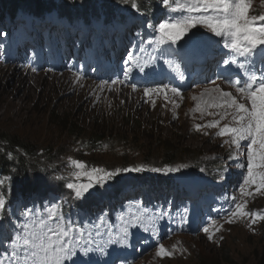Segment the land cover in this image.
Listing matches in <instances>:
<instances>
[{
    "label": "rangeland",
    "instance_id": "obj_1",
    "mask_svg": "<svg viewBox=\"0 0 264 264\" xmlns=\"http://www.w3.org/2000/svg\"><path fill=\"white\" fill-rule=\"evenodd\" d=\"M20 1L18 0V2ZM53 1L65 6L69 11L72 9L74 12L89 2V0ZM256 3L261 5L260 14H264V0H253V6ZM3 5L4 0H0V7ZM95 6L100 14V19H103L101 1L95 0ZM116 7L121 12H126L128 9L133 11L136 15L134 25L143 27L147 23V14L139 10L143 14L138 13L132 5L118 3ZM19 21L12 26L5 27V31H2L4 29L0 27V123L9 131L38 140L39 150H43L42 148L45 147L55 153L52 160L42 163V169L48 167L52 172L63 174L64 180H68L67 182H74L70 173L75 169L70 161L72 159L80 160L79 156L83 158L84 155L97 157L98 162H108V166L102 168L108 171L138 165H145L150 169L165 166L176 167L183 164L187 167L173 173L152 172L150 170L121 172L107 183L91 189L90 193L97 190L108 191L113 188L112 186L115 185V180L118 177L130 178V185L125 186V191L114 198L115 202L123 205L132 197H136L138 193L143 196L145 188L149 189L150 186H153L154 181L166 175L178 183L182 179L188 178L189 173L196 171L203 175L209 173L208 180L210 182L222 181L226 185L222 187V189L225 187L223 191L226 195L230 196L231 193L232 197H237L242 203L246 199L247 211L264 214V194L240 198L239 185L243 182L246 169H241L238 164L245 161V150L241 148L237 152L234 146L225 143L230 138L217 136L218 128L202 127L200 130L196 129L197 124L207 125L213 120L220 119L219 115H208L209 112L220 113L224 111L223 109L207 107V104L213 101L208 95L201 96L205 91L204 89L191 92L180 91V96H176L168 89L165 92L145 96L144 90L148 88L147 86H141L142 91L140 89L135 90L128 85L117 84L120 88L102 90L86 75L78 80V76L63 66V61L57 60L53 54H50L47 65L38 64L36 62L38 59L37 50L28 48L35 46V44H31L34 41L26 43L25 33H20L17 37L23 48L15 45L13 43L14 32H25L24 23ZM19 25L20 27L17 29ZM29 25L34 29L37 26L35 22H31ZM49 27L50 30H41L33 36H40L42 44L51 47V42H53L51 36L58 38L61 33L58 34V31L53 29L56 28L55 25ZM95 28V35L87 33L89 40L96 41L98 39V34L101 33L99 24H96ZM7 30H14V32L9 34ZM77 37L78 35L75 34L74 38L77 39ZM4 38H7L9 45H13L14 48L11 51L13 54H15V50L19 53H26L25 48H27V57H29L26 64L27 68L19 61H14V57L12 59L7 58L3 49ZM176 46L184 47L192 55L208 50L217 51V49L210 47V43L201 38H192V42L189 39L184 42L178 41ZM219 47H223L221 50L223 54L220 55L225 57L224 53L228 50L224 49L223 40H221ZM59 52L64 55L67 53V49L61 46ZM122 52V50L112 46L108 50V56L112 53L115 55L126 53L125 51ZM27 57H22V59L26 60ZM108 61L109 58L106 63ZM136 70L137 64L132 61L125 68L128 76L125 77L124 72L118 80L125 83L133 82L136 79ZM213 87L215 86L208 85L205 89ZM156 88H163V86L154 87V89ZM232 93L236 95L235 92ZM194 96L197 97L196 100L193 99ZM197 104L201 105L203 111L195 110ZM86 106L88 113H83V107ZM128 113H133L135 117L142 119L141 131L137 127V122L132 119L127 121L126 115ZM60 115L71 118L78 124L81 123L80 126L87 132L98 128L96 121L105 122L113 126V129L108 130L110 137L104 136L103 139L97 140L99 150L90 151L78 141H70L66 132L58 130L55 116ZM228 120H222L221 126L229 123ZM124 137L130 141L126 142ZM167 138L172 139L170 145L179 151L172 163H168L169 161L164 159L167 152L163 143H159V140ZM234 152L236 155L231 158ZM147 156H149L150 162L147 161ZM214 158H218L223 166L214 168L212 172L197 170L198 167L204 166ZM83 162L86 160L84 159ZM92 162L95 163V161ZM98 168H101L100 163H98ZM138 175L141 177L138 178ZM41 183L47 188L42 190L36 188L28 194L29 198H33L37 202L34 212H29L31 215L35 212L47 214V210L53 204L61 205L64 200L67 201L70 195V189L65 187L59 189L54 179L46 177L44 180L40 178L36 181V185ZM134 183L140 186L135 187L133 186ZM119 184L125 185L126 183L119 181ZM207 189L209 188H205L204 191ZM155 195L158 196V192ZM194 196L197 201L200 200V195L195 193ZM231 198L217 199L218 207L216 210L218 211L216 213L211 211L209 205L203 206L205 211H208V216L206 220L201 218L200 221L196 220L197 210H194L192 206L187 208L184 213L172 211L170 208L158 210L149 205H144L135 210L136 213L144 216L145 222L155 227L148 224L141 226L144 222L142 221L140 225L138 216L130 212L133 207L126 208L125 213L130 212L129 219H127L129 223L120 224V227L122 229L128 225L129 235L125 254L130 256L126 258L124 264H217L219 261V264H257L264 248V221L258 220L255 224H251V218L244 217L228 223V210L233 208ZM195 204L203 205L200 201L195 202ZM109 207L111 209L116 208V204L113 203ZM104 208L107 206L105 205ZM173 209L177 210L176 208ZM70 214L80 216L84 224L89 222L86 214L79 209L74 208ZM156 215H158L157 219L159 220L156 219ZM62 218L71 219L72 217L65 215ZM21 219L26 222L28 218L23 216ZM213 221H215V225H213ZM13 223L8 225L10 236L16 230ZM145 227L149 228V231H145ZM206 227L209 228V233L204 232ZM217 227L219 231H215ZM176 232H182L185 235H174ZM211 233L214 234L212 239H209ZM159 244H163L166 249L173 251V256L170 258L157 257L156 252ZM7 247V243L0 241V258H3L1 252ZM73 258L78 259L79 256L76 255Z\"/></svg>",
    "mask_w": 264,
    "mask_h": 264
},
{
    "label": "snow or ice",
    "instance_id": "obj_2",
    "mask_svg": "<svg viewBox=\"0 0 264 264\" xmlns=\"http://www.w3.org/2000/svg\"><path fill=\"white\" fill-rule=\"evenodd\" d=\"M162 2L175 15L169 16L156 27L159 34L155 41L157 45H175L190 32H192V36L189 37L191 40L196 36L192 30L197 29L198 26L215 37L222 38L224 49L228 50L224 55L229 56L228 59L223 60V63L236 65L238 69L236 75L239 78L226 77L229 79L230 87L235 89L236 95L230 91H224L218 85L205 89L201 96L208 95L213 101L208 103L207 107L224 111L209 112L208 115H219L220 119L213 120L207 125L197 124L196 129L218 128L217 136L230 138L225 143L234 146L237 152L241 148L245 150V161L238 164L241 169H246L243 182L239 185L241 199L254 194H264V71H261L259 75L255 71V58L264 60V14H251L253 0H162ZM132 7H137V4L133 2ZM219 42V40L216 41L217 44ZM128 60H133L132 53H129ZM127 76L126 71L125 77ZM80 78L77 77L78 80ZM180 79H183L182 74ZM213 83L215 84V81ZM166 89L176 96L181 95L178 88L169 89L168 85L156 89L146 88L144 94L149 96L152 93L165 92ZM193 99L196 100L197 97L194 96ZM195 110L203 111L200 104H197ZM229 118V123L221 126V121ZM235 155L234 152L231 158ZM70 162L75 169L70 173L74 182H68L66 186L74 192L77 199L86 198L91 189L107 183L121 172L150 170L173 173L187 167L182 164L176 167L148 169L145 165H138L108 171L97 167L88 169L80 160L72 159ZM3 183L0 180V185ZM5 196L6 192H0V213H3L7 206ZM231 200L233 208L228 210V223L244 217H250L251 224H255L258 220L264 221V214L246 210V199L242 203L233 196ZM62 219L58 206L53 204L47 210L46 219L28 218L26 222L18 225L5 249L10 255L6 259L0 258V264H65L76 256L77 250L85 254L91 251V240L85 239L84 229L65 224ZM144 230L149 231V228L145 227ZM215 231H219V228L217 227ZM204 232L209 233V228H204ZM213 234H209V239H212ZM128 235V225H125L118 240H110L109 243L127 244ZM85 244L89 247H85ZM173 254V251L166 249L163 244L158 245L157 257L170 258ZM72 264L77 262L72 261Z\"/></svg>",
    "mask_w": 264,
    "mask_h": 264
},
{
    "label": "trees",
    "instance_id": "obj_3",
    "mask_svg": "<svg viewBox=\"0 0 264 264\" xmlns=\"http://www.w3.org/2000/svg\"><path fill=\"white\" fill-rule=\"evenodd\" d=\"M101 1V9L103 13V19H100V14L97 12V7L95 6V0H89V2L77 9L75 12L70 9V11L60 4H56L53 0H4V5L0 7V27L5 28L16 24L17 21H21L25 25V34L29 37V29H32L31 22H35L41 28H47L51 25H57L56 28L61 30V35H58L57 41V51L60 45L71 43V50L75 54L72 56L70 51H67L68 59L74 62L75 75L84 76L85 72L82 70L86 67L85 61H78V54L80 51L86 49L91 40L88 39L87 33L94 34L96 32V24L102 26V30L112 31L116 29L115 26L120 22V17L125 14L117 9L116 4L120 3L123 5H132L133 2L137 4L135 10L137 12L141 11L146 13L148 16L153 15L164 20V18L175 13H171L168 8L163 4L162 0H99ZM71 2V1H70ZM139 10V11H138ZM130 11V9H129ZM139 12V13H141ZM129 13V12H128ZM143 14V13H141ZM134 16L135 13H134ZM19 21V22H20ZM26 22H28L26 24ZM93 24V25H92ZM153 25H157L155 22ZM152 25V26H153ZM147 26V25H146ZM152 26H147V29H150ZM2 31H5L2 30ZM198 35L207 37L213 34L207 32L202 27L192 30ZM77 34V39L74 38V35ZM190 32L188 35H191ZM8 35V34H7ZM146 36V34H145ZM147 37V36H146ZM7 38L3 39V49L7 54V58L12 59L15 57L11 51H13V45L8 44ZM17 43V41L15 42ZM59 54V51H58ZM61 60H64V55H60ZM102 75L99 73L94 74V80L100 79ZM83 113H88V108L83 107ZM81 112V111H80ZM82 113V112H81ZM127 121L132 119L137 122V127L141 131V126L143 123L142 119L135 117L133 113H128ZM56 125L58 130L61 132H66L70 141H78L86 149L90 151H97L100 147L97 146V140H101L104 136L110 137L108 130H112L113 126L105 122H98V128L96 127L93 131L87 132L82 126L81 123H77L71 118H65L63 115L55 116ZM132 121V122H133ZM0 180L4 183L0 185V192H6L5 199L7 201V206L3 213H0V241L7 243L9 245L11 238L14 236V231L9 235L8 225L12 222L16 226L23 224V216L35 219L36 217L47 218V214L35 212L31 215L29 212H34L37 202L33 198H29L28 194L34 189L42 190L47 188V186L41 184L36 185V181L40 178L43 180L48 177L54 179L58 185V188H67V181L64 180V175L56 172H52L48 167L42 169V163L44 161L52 160L55 156V153L47 148H42L39 150V141L33 139L32 137L22 136L20 133L9 131L8 128L3 127L0 123ZM134 125V124H132ZM120 128V127H117ZM126 142H129L128 138L124 137ZM127 139V140H126ZM109 140V138H108ZM164 140V142H163ZM172 139H162L159 140V143H163L164 149H166V156L164 159L172 163L174 159L178 156L179 151L170 145ZM168 145L166 146V144ZM175 144V143H174ZM176 145V144H175ZM177 147V145H176ZM190 154V153H189ZM80 160L84 159L86 162L93 163L98 166L100 163L101 168L108 166V162H98L97 157L85 156ZM147 161L150 162L149 156H147ZM220 161L218 158H214L208 161L204 166L197 168L198 171L205 170L206 172H212L214 168L221 167ZM140 178L141 176H137ZM216 177V176H215ZM150 178V177H148ZM209 173L206 175L197 173L193 171L189 173L188 178H186V184L199 183V187H208V191L203 192V201L207 204L210 201V205L216 204L215 199L221 194H214L211 191V187L215 189H221L223 186L222 182H210ZM119 181L125 182L126 184H119ZM142 181V180H140ZM172 180L168 175L162 177L153 182V186H150L151 192H159L162 189V186L169 187L172 184ZM156 184V185H155ZM130 185V179H122L118 177L115 180V185L108 191L97 190L96 192H91L86 195V198L77 199L72 190H69L70 195L67 201H63L61 205H57L59 209V215L61 217L68 215L72 212L74 208L85 210L90 207H94L103 203L106 199H110L118 196L120 192L125 189L124 187ZM136 184H133L135 186ZM51 186V185H50ZM226 186V185H224ZM173 187V185H172ZM228 187V186H227ZM188 190L185 186H180L179 192ZM212 195V199L208 200L209 196ZM173 207V206H172ZM180 207V206H179ZM213 207V206H212ZM178 208V207H177ZM202 212H204L203 206H201ZM45 212V211H44ZM46 213V212H45ZM104 212H101L98 216H90L91 221L100 219L103 216ZM198 215V214H197ZM207 217V215L205 216ZM77 224H73L76 226ZM174 235H185L182 232H176ZM10 253H7V256ZM94 256L88 253L87 256H82L81 262L78 261L77 264H86V262H93ZM217 262V264H219ZM257 264H264V248L261 252V257Z\"/></svg>",
    "mask_w": 264,
    "mask_h": 264
},
{
    "label": "bare ground",
    "instance_id": "obj_4",
    "mask_svg": "<svg viewBox=\"0 0 264 264\" xmlns=\"http://www.w3.org/2000/svg\"><path fill=\"white\" fill-rule=\"evenodd\" d=\"M148 22H149V21H148ZM143 29H144V27H143ZM137 33H140V32L137 31ZM131 35H132V34L128 35L127 37H120V36H119V37L115 38V40H114L113 42H115L116 39L129 40L128 38H131V37L136 38V37H135V36H136V33H134L133 36H131ZM126 42H128V41H126ZM119 50H120V49H119ZM136 195H139V193L136 194ZM147 195H152V194L150 193V191H148ZM100 205H102V204H100Z\"/></svg>",
    "mask_w": 264,
    "mask_h": 264
}]
</instances>
